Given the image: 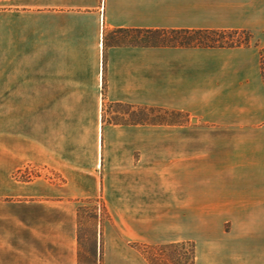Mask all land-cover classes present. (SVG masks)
I'll use <instances>...</instances> for the list:
<instances>
[{
  "label": "crops",
  "instance_id": "obj_1",
  "mask_svg": "<svg viewBox=\"0 0 264 264\" xmlns=\"http://www.w3.org/2000/svg\"><path fill=\"white\" fill-rule=\"evenodd\" d=\"M0 1L1 59L26 62L0 71V264H79L78 205L89 198L109 214L104 255L121 242L136 264L128 242L193 241L194 264H264V0ZM116 28L245 29L251 38L104 43ZM10 93L28 115L12 134ZM115 106L188 120L107 121ZM25 165L59 180L14 179Z\"/></svg>",
  "mask_w": 264,
  "mask_h": 264
},
{
  "label": "trees",
  "instance_id": "obj_2",
  "mask_svg": "<svg viewBox=\"0 0 264 264\" xmlns=\"http://www.w3.org/2000/svg\"><path fill=\"white\" fill-rule=\"evenodd\" d=\"M120 38H128L129 43L153 45V46H199V47H234L248 45L251 34L248 30L242 29H127L116 28L110 33H104V43H122ZM261 70L264 78V50L261 52ZM130 108L129 106H126ZM137 113L132 112L131 116L125 120L113 119L112 121H130L153 124H181L186 121V112L161 107H137ZM153 111L164 112L168 117L156 114H148ZM148 112V113H147ZM111 120V119H110ZM78 207V225L80 222V210ZM104 216L109 218V214L103 206ZM135 247L144 256L149 264H194L195 246L193 241H179L172 243L151 244L136 242ZM78 255L79 264L81 260V246L78 232Z\"/></svg>",
  "mask_w": 264,
  "mask_h": 264
},
{
  "label": "rangeland",
  "instance_id": "obj_3",
  "mask_svg": "<svg viewBox=\"0 0 264 264\" xmlns=\"http://www.w3.org/2000/svg\"><path fill=\"white\" fill-rule=\"evenodd\" d=\"M5 3L7 2L4 1ZM10 3H12V0H9ZM1 4V1H0ZM120 41L127 42L129 41L128 38H120ZM264 62V58H263ZM26 62L24 61H4L1 59V52H0V71L1 68H8L9 73L17 74L20 71H23V68L25 66ZM10 75V79H12ZM1 95V94H0ZM17 96L18 94L16 93H10L9 94V99H10V105H12L8 109V131L10 134L16 132V126H17V118L18 116H24L25 109L21 107L19 109L18 106V101H17ZM14 102L12 103V101ZM20 104V102H19ZM110 106L106 111H110ZM120 111V113H110L108 114L109 118L107 121L110 119H126L129 116H131L132 112L137 113V109H131L126 106H115L114 107V112ZM3 112L6 111V109L2 110ZM1 108H0V117H1ZM148 113V112H147ZM152 116L156 114H161L162 116L168 117L164 112H158V111H153L152 113H148ZM26 116H28L25 113ZM188 118L186 119V121ZM1 127V124H0ZM1 129V128H0ZM1 131V130H0ZM11 138V137H10ZM11 143V141H10ZM40 173H43L44 175L54 178L56 180H59V176L55 173L49 172V171H44L40 172L38 169L30 166V165H25L22 166L19 169L14 170L11 175L14 179L17 180H22V181H29L35 178L37 175ZM82 206L80 210V222L78 225V232H79V241H80V246H81V260L82 264H104V262L109 263L111 262L112 264H128L131 262L134 263V259L131 257V261L127 257H123V252H122V244L123 243H118L115 242L113 245L114 249H106V255H104V225L108 222L109 218L104 216V210H103V202L101 199H96V198H89V199H82L78 205ZM138 242V241H137ZM136 242L131 241L128 242V245L131 246L132 248L135 247ZM143 243V242H142ZM128 248V247H126ZM137 250V249H136ZM130 261V262H129ZM142 261H146L144 256L140 253V251L137 250V258L135 260L136 264H141Z\"/></svg>",
  "mask_w": 264,
  "mask_h": 264
}]
</instances>
